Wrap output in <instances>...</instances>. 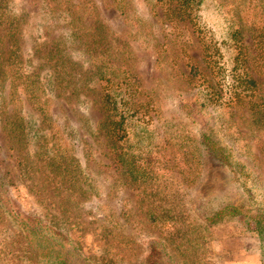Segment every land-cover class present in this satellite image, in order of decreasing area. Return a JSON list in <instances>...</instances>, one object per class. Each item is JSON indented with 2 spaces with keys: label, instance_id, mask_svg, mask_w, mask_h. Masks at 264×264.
<instances>
[{
  "label": "rangeland",
  "instance_id": "obj_1",
  "mask_svg": "<svg viewBox=\"0 0 264 264\" xmlns=\"http://www.w3.org/2000/svg\"><path fill=\"white\" fill-rule=\"evenodd\" d=\"M189 2L0 0V29L10 26L5 43L15 45L0 44V106L9 93L17 114L30 119L33 101L46 110L50 103L56 124L54 135L48 127L36 135L34 120H22L36 136L11 151L0 119V169L14 173L6 187L11 204L0 201V264H264V230L256 222L264 216V111H254L264 110V83L257 84L253 110L249 103L209 105L195 111V120L189 107L180 106L193 100L195 89L181 93L189 85L182 74L201 58L198 34L224 44L229 57L235 28L246 44L264 38L258 35L264 32V0ZM105 30L114 46L104 58L115 63L122 55L123 68L137 73L138 100L148 104L146 121L129 124L127 154L134 160L127 162L138 180L130 184L107 165L103 131L97 129L102 114L81 91L98 84L101 58L98 53L92 59L86 44ZM57 61L59 87L49 70ZM123 88L112 90L117 101ZM203 119L216 129L229 164L200 145ZM18 150L24 165L15 166ZM63 162L77 168L80 183L53 192L43 175L55 177ZM227 203H240V214L205 221ZM46 223L67 226V232L52 227L53 234L37 238L33 229H48Z\"/></svg>",
  "mask_w": 264,
  "mask_h": 264
},
{
  "label": "trees",
  "instance_id": "obj_2",
  "mask_svg": "<svg viewBox=\"0 0 264 264\" xmlns=\"http://www.w3.org/2000/svg\"><path fill=\"white\" fill-rule=\"evenodd\" d=\"M178 1L182 6L190 4V0ZM91 24H93V22ZM9 30L10 26L5 25L0 29V44L6 47L5 49H7V47H15L14 44L5 43V40H9L10 37ZM258 35L262 37L264 36V32ZM233 36L236 39V44H228L227 50L231 54L228 57L226 56L227 51L224 49V44H219L214 37L207 36L206 33L198 34V39L199 41H201V44H197V48L200 49L201 58L197 61L194 59L196 62H193L189 66V70L185 71L184 74H182L185 76V80L188 81L189 85L187 86L188 90L181 91V93H185L187 91H192L195 89L194 94L191 97L193 100L189 99L191 101H187L186 103L180 102L182 103L180 104L182 108L186 106L189 107L188 112L190 113V115H193L195 111H197V109L199 110V107L203 109L204 107H207L209 105H212L216 108V106L235 107L239 104L245 105V103H249L251 104L249 110L254 109L256 101H254L253 98L255 97V93L258 89L257 84L264 83V80L259 81L260 72L262 71L261 73H264V38L252 41V43L250 44H246L245 41H243L240 28H235L233 30ZM109 38V33L106 30L101 31L94 34L93 40L92 42H90V44H86V51L89 53L92 59L99 53L101 64L96 67V70H99L101 74L98 77V84H92L91 86H89V88H87V90L82 88L81 91L84 92L85 95H89L94 99L92 102L93 106L95 108H98V110L102 114L97 129L98 131H103V134L101 135L104 137L107 147V152L105 154L106 156H108L110 161L107 165L112 166L114 169H116L118 173L125 177L126 183L130 184L132 182H137L138 180L137 173L134 174L136 171V167H133L132 165L129 167V163L127 162L128 159L130 161L134 160V154L131 155V157L127 154L128 141L130 135H132L129 124L131 122H138L139 124L140 121H146L145 109L148 108V106L146 107V105L148 104L138 100V93L135 88L134 81L137 73L134 69L130 70L127 68H123L125 59L122 57V55H119L117 62L115 63L110 62L111 60H109L108 58H104V54L102 53H110L114 46V44H107L110 40ZM55 41L57 40H52V43H54ZM56 45L58 44H55V46ZM155 47L156 48L154 50V56L157 64H159L160 66L163 61V56L160 52V48L162 47L160 46V44H157V46ZM36 49L37 48H35V50ZM54 53L55 51H53L51 54L54 55ZM48 59L49 58H47V60ZM229 59H231V61ZM226 62H231L233 64H230V68H227ZM61 63L62 62L57 61L56 64L50 66L49 69L50 71L54 72L51 82L52 85L56 87L60 86V72L56 74V70H58V66ZM1 66H3V64H1ZM125 71L127 72V75L125 74V76L127 77H122V74ZM9 79L12 86L13 80L10 77ZM43 81L45 83V80ZM224 84H226V86H223ZM116 85L117 88H122V86L125 85V88L122 89L123 94L119 96L118 101L116 100L112 91L114 90V88H116ZM51 91L53 90L51 89ZM200 93L204 95V98H202V103H198L197 101ZM2 97L4 99V104H2L1 102L0 106L1 126L6 137V143L11 151L16 150V147H18V145L20 147L21 143L28 144L30 142H24V139L33 141V137L39 135V131L42 128H50L51 135H54L56 124L55 118L52 116L49 110L50 103L49 107L46 110L42 105L38 106L33 101V113L29 111L28 114L29 118L33 119L35 122V130L37 131V134L35 135L33 134L32 127H29L28 124L24 125L22 121L25 120L29 122L30 119H28V117L19 116L15 110V107L11 106V95L9 93H4ZM26 97L28 100L31 99H29L28 96ZM83 99L84 98H81L82 101ZM23 102H25V100H23ZM112 103L113 107H110L109 105H112ZM118 103L119 105L127 104V107L120 108ZM114 109L116 110L115 114ZM108 110L113 112V114H110ZM210 111L211 108L209 112ZM254 111L256 113L263 114L264 110L255 107ZM192 117H194V115ZM198 123L199 125H202L199 143L201 146H203L204 150H206V155H208L209 157L213 155L215 156V158L218 157L226 164H229V156L227 154H224L223 152L224 147L221 146L222 143L215 133L216 129L212 128L213 126L207 125V122L204 119L202 120V122L198 120ZM45 137H47V135ZM141 143L142 142L140 141L139 144ZM20 152H22V150L14 152L15 166H19L24 163V157L20 156ZM28 157L30 158V154H28ZM52 158L54 159V161H56V157ZM25 167H27L29 170H31L32 168V166ZM39 169L40 167H37L36 169H34V171L39 172ZM76 170L77 168L73 165H67L64 164V162L58 163L57 169H55V177L43 175L45 184L53 192H59V190L65 191L68 189L72 190L80 183L77 178ZM13 177L14 173H9L8 170L0 169V201H2V199L4 201L7 200V203L11 204V198H9L10 194L6 190V187L12 185L13 182L11 181ZM1 197L3 198L1 199ZM204 209L205 205L199 202L198 210L201 211ZM240 211V203H227L225 206L216 208V210H214L210 215L206 214L204 217L206 222H213L214 220L225 217L227 214H240ZM40 219L45 221L42 217H40ZM256 222L258 224V228L264 230V216L258 218ZM45 226L48 229H42V227L33 229V233L39 234V236H36L37 238L45 237L44 234L48 231L53 234L51 232L53 231L51 229L52 227L67 232V228H65L67 226H52L49 223H46ZM60 263L69 264L66 259L60 260Z\"/></svg>",
  "mask_w": 264,
  "mask_h": 264
}]
</instances>
